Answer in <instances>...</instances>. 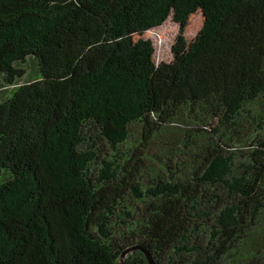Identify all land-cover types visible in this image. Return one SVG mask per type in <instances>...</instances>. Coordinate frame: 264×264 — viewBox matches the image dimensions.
<instances>
[{
	"label": "trees",
	"instance_id": "1",
	"mask_svg": "<svg viewBox=\"0 0 264 264\" xmlns=\"http://www.w3.org/2000/svg\"><path fill=\"white\" fill-rule=\"evenodd\" d=\"M1 178L0 264H264V0H0Z\"/></svg>",
	"mask_w": 264,
	"mask_h": 264
},
{
	"label": "rangeland",
	"instance_id": "2",
	"mask_svg": "<svg viewBox=\"0 0 264 264\" xmlns=\"http://www.w3.org/2000/svg\"><path fill=\"white\" fill-rule=\"evenodd\" d=\"M203 17L200 10L193 13L185 26V39L187 44L192 42L198 30L202 26ZM178 33V24L175 23L171 16L159 26L152 28L143 33L133 35L134 40L139 38L149 39L154 47L153 60L157 64L161 61H171V46ZM2 178L0 179V181Z\"/></svg>",
	"mask_w": 264,
	"mask_h": 264
},
{
	"label": "water",
	"instance_id": "3",
	"mask_svg": "<svg viewBox=\"0 0 264 264\" xmlns=\"http://www.w3.org/2000/svg\"><path fill=\"white\" fill-rule=\"evenodd\" d=\"M135 247H136V246H129V247H127L126 249H124V250L122 251L121 255H120V260H119V262L116 263V264H121V263H122V260H123V258H124V256L126 255V253H128L129 251H131V250L134 249ZM139 248H141V250L144 252L145 256L147 257V260H148L149 264H154L153 261H152V259H151V257H150V255H149V253H148L145 249H143L142 247H139Z\"/></svg>",
	"mask_w": 264,
	"mask_h": 264
},
{
	"label": "clouds",
	"instance_id": "4",
	"mask_svg": "<svg viewBox=\"0 0 264 264\" xmlns=\"http://www.w3.org/2000/svg\"><path fill=\"white\" fill-rule=\"evenodd\" d=\"M155 28V27H154ZM152 29V28H151ZM150 30V29H149ZM148 31V30H147ZM144 32H146V31H144Z\"/></svg>",
	"mask_w": 264,
	"mask_h": 264
}]
</instances>
